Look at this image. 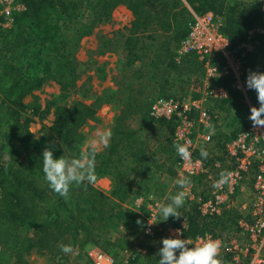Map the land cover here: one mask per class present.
Masks as SVG:
<instances>
[{
  "label": "trees",
  "instance_id": "trees-1",
  "mask_svg": "<svg viewBox=\"0 0 264 264\" xmlns=\"http://www.w3.org/2000/svg\"><path fill=\"white\" fill-rule=\"evenodd\" d=\"M19 3L23 8L12 13L10 28L0 26V116H3L0 117V264H28L26 256L33 249L57 257L63 245L74 247L78 235L91 233L96 224H101L102 229L114 228L116 238H120L119 232L129 231L139 241L136 246L131 242L118 244L109 236L107 243L99 244L104 238L91 234L81 246H84L83 251L95 245L107 252L115 264L121 263L125 254L113 256L114 251L105 249L113 246L130 254V264H158L157 254L162 247L158 242L169 236L163 233H159L156 239L144 236L145 210L134 213L125 206L121 208L114 198L125 201L135 180L141 178V185L148 194L158 198L167 195L162 188L159 191L156 184L150 183L152 179L145 177L154 170V176L162 174L164 179H178L177 154L172 141L175 122L153 120L149 117L151 103L142 104L131 98L116 119L109 149L88 153V156L95 155L94 180L72 185L69 198L65 200L51 191L43 179L42 153L45 148H51L56 158L62 155L69 159L82 157L83 151L78 144L82 140L80 129L96 119V109L81 102L70 106L57 104L55 98L47 101L41 110L39 97L33 92L53 80L61 89L63 99L59 100L69 96V88L77 78V63L69 49L74 45L73 39L78 40L87 32L84 28L90 26L78 18V10L85 11L89 21L96 24L108 20L116 6L124 5L134 16V21L131 35L125 42L123 66L129 68L142 59V55L137 56L134 51L138 39L136 33L160 31L165 39L156 49L155 69L161 74V98L198 99L205 76L204 62L195 55L177 62L170 49L172 44L178 45L186 36L188 23L193 18L190 9L197 15L212 13L215 19H219V30L232 49L246 41L247 33L253 27L264 24L261 5L257 0H19ZM256 39L260 40L256 52L244 58L242 73L245 76L249 70L264 71V38ZM208 60L216 68L209 85L222 87L228 93L227 98L207 103L212 118L213 144L205 149L209 155L203 161L213 163L214 160L223 162L225 144L249 127L245 120L246 105H240L241 112L230 110L240 94L233 88V75L224 73L225 58L214 54ZM178 84L182 94L168 93ZM253 92L250 99L258 106ZM27 96L32 100L24 103ZM51 108V126L46 133L35 137L28 125L31 119L24 114L32 116L40 111L45 117ZM223 112L225 118L214 117ZM136 114L140 116V124L139 129L133 131L124 126V122ZM221 119L228 121L225 123L227 131L219 126ZM153 153L158 156L154 158ZM132 171L133 177L129 178ZM104 176H111L116 182L111 197L94 186L95 181ZM194 180L201 182V179ZM175 188L179 190L177 186ZM178 211L179 217H170L167 222H161V217L160 226L162 229L180 227L185 218L182 239L205 233L214 236L229 234L237 230L241 217L231 209L220 216L204 218L197 205L190 202ZM138 220L141 224H137ZM110 234V231L106 232L107 236ZM225 258L228 256L221 260Z\"/></svg>",
  "mask_w": 264,
  "mask_h": 264
},
{
  "label": "built area",
  "instance_id": "built-area-1",
  "mask_svg": "<svg viewBox=\"0 0 264 264\" xmlns=\"http://www.w3.org/2000/svg\"><path fill=\"white\" fill-rule=\"evenodd\" d=\"M257 1L264 14V0ZM218 20L212 13L193 15L188 23L186 36L173 50L177 62L189 55H195L199 61L204 62L205 76L201 97L156 99L150 106L149 117L155 121L163 119L174 121L172 141L180 144L188 142L192 158L186 162L177 155V178H182L181 174L190 178L191 185L187 188L185 203H195L202 217L220 216L224 211L233 209L237 203L240 186L252 172L254 173L252 176L254 195L249 202L250 221L238 219L237 230L232 236H214L210 233L204 235L221 241L219 258L228 256L222 259V264H264V127H253L247 118L248 114L245 120L249 128L225 144L223 162L214 160L213 163L204 161L197 163L201 160L197 156L200 150L207 149L213 144L210 132L212 118L207 103L228 97L224 88L209 85L216 68L208 59L214 54L223 55L226 60L224 73L233 75V88L239 94L245 95L249 91L244 88L246 79L242 73L244 58L256 52L260 41L256 38H264V24L258 25L247 33L245 42L230 49L228 39L219 30ZM254 167L256 170H253ZM221 172H231L233 175L219 187H213L220 180ZM194 179L202 180L204 193L196 190L197 182ZM151 197L154 195L149 194L136 200V207L144 209L146 214L147 224L143 235L156 239L159 233L170 236L177 230L182 232L186 228L185 218L181 221L180 227L169 226L162 229L157 204L163 201ZM85 255L91 264H115L108 253L94 246L87 248ZM129 257L126 256L118 264H130Z\"/></svg>",
  "mask_w": 264,
  "mask_h": 264
},
{
  "label": "rangeland",
  "instance_id": "rangeland-1",
  "mask_svg": "<svg viewBox=\"0 0 264 264\" xmlns=\"http://www.w3.org/2000/svg\"><path fill=\"white\" fill-rule=\"evenodd\" d=\"M22 8L23 5L19 3V0H0V18L2 19L0 26L3 28H10L12 23V13ZM190 11L192 15H197L191 9ZM77 16L81 21L90 26L89 28H84V31L87 30V32L78 40L73 39L74 45L69 49L74 53V60L77 63V78L74 81V85L69 88V96L64 100H59V98L63 99L61 96V89L53 80H48L40 89L35 90L33 94L39 97L41 110H43L47 101L49 102L56 99L57 104L64 103L65 106H70L75 102H81L95 107L96 119L88 121L80 129L82 140H80V143L78 144H80V149L83 151L82 156H88V153L92 151V148L88 143L89 138L95 136L97 129H111L113 135L116 119L119 117L121 109L124 108V105L130 101L131 98L139 100L142 104H152L156 99H161V89L159 86L161 74L156 71L155 64L157 60L156 49L160 43L164 41L165 35L160 31L153 32L151 30L136 33L135 36L138 39L134 51L137 56L142 55V59L134 62L131 67L125 68L123 66L126 55L124 48L126 39L131 35L132 23L134 21L132 13L124 5H118L111 11L108 20L96 24L93 23V20L92 23L89 21V18L86 17L87 13L83 10H78ZM91 24L93 25L92 27ZM81 31H83V28ZM70 36L72 38L74 37L73 35ZM174 46L175 45L172 44L170 49L174 50ZM261 63H263L262 59ZM178 88L179 84L174 88H170L168 93L179 94L180 91ZM250 93L251 92L249 91L248 93H245V95L240 94L239 99L234 104L235 106H232V109H230L231 112L234 110L235 112H241L242 106L240 105H246V108L248 109L247 114H249V107L255 106V103L250 99ZM254 93L255 92L252 93L253 96ZM180 94H182V91ZM31 100L32 98L27 96L23 101L24 103H27ZM236 108L239 109L236 110ZM3 112H5V110ZM4 114H6V112ZM24 115H27L28 118L31 119L28 124L30 131L35 137H40L47 132L48 127L52 124L53 108H51L50 113L45 117H42L40 111L37 115ZM25 116L22 120H24ZM217 116L218 118L223 119L226 115L223 112L218 115L216 113V117ZM222 119L219 121L220 124L228 122L227 120L224 122ZM139 124V114L128 117L124 122V126L133 131L139 129ZM7 125L9 127V124ZM225 128L228 130L226 126ZM110 144L111 139L107 147L98 146L97 151L101 152L108 150ZM157 156V153H153L154 158ZM125 164L126 163H123V166H125ZM133 174V171L130 172L129 178H132ZM148 176L145 178L152 179L150 180V183L156 184L159 191L160 188H162L163 191H166L165 193L167 194V197L169 195H174L177 192L175 188L176 185L173 183L176 178L164 179L165 176L162 174H155L154 176V170H150ZM142 179L143 178L138 179L137 181L135 180L134 186H132V191L128 194L125 201L121 202L117 200L118 198H114L115 202L120 203L121 208L122 206H125V209L131 210L134 213L142 212V209L140 210L136 207V200L139 197L144 198L149 195L146 192L147 189L141 185ZM201 182L196 183V190L204 193V185ZM115 183L113 177L104 176L97 179L94 186L111 197V192L114 190ZM238 194V201L242 200L244 202L252 201L254 195L250 190L249 193L239 192ZM114 230V228L102 229L101 224H96V228H94L91 233L86 232L78 235V238L76 239L77 242L75 241L76 244L73 242L74 247H72V253L65 254L60 250L56 257L52 256L50 253H41L36 249H33L26 256V259L28 264H91L85 255V251L82 249L84 246L81 247L83 244H86V241L91 234H97L104 238L99 244L107 243L106 239L111 236V238H115L112 241H116L118 244L122 242H131L134 246L137 245L136 243L139 239H135L129 231L120 230L122 231L119 232L120 238H116L117 234ZM107 231L111 232L108 236L106 235ZM140 238L142 239V237ZM160 241L158 243H160ZM97 248L100 250L99 247ZM105 249L108 251H114L113 254L112 252H109L113 256L124 255L123 249L121 248L115 249L113 246H106ZM125 255L127 257L130 256L128 253Z\"/></svg>",
  "mask_w": 264,
  "mask_h": 264
},
{
  "label": "clouds",
  "instance_id": "clouds-1",
  "mask_svg": "<svg viewBox=\"0 0 264 264\" xmlns=\"http://www.w3.org/2000/svg\"><path fill=\"white\" fill-rule=\"evenodd\" d=\"M244 88L256 93L258 104V106L249 107L248 120L251 121L253 127H264V71L249 70ZM111 137V129H97L95 136L89 138L88 141L92 152L95 153L98 146L107 147ZM173 147L182 161L191 160L192 152L187 141L183 144L174 143ZM208 155L207 150L202 148L199 152L202 159L197 163H202ZM41 158L43 179L48 188L65 200L69 198L72 185L91 182L95 178L94 154L71 159L65 158L63 155L56 158L51 148H45ZM232 175L231 172H221L220 180L213 187H219ZM181 176L182 178L173 181L179 190L174 195H169L166 203L157 204L159 216L162 217L161 222H167L170 217L178 218L180 215L178 210L185 204L187 188L191 185V180L188 176H183V174ZM151 198L155 199V197ZM137 224H141V221L138 220ZM182 235L183 232L177 230L174 235L161 239L162 247L159 248L157 254L158 264H222V260L219 258L222 246L219 239H213L206 234L189 240L180 238ZM61 251L69 254L73 252V249L70 245H63Z\"/></svg>",
  "mask_w": 264,
  "mask_h": 264
},
{
  "label": "crops",
  "instance_id": "crops-1",
  "mask_svg": "<svg viewBox=\"0 0 264 264\" xmlns=\"http://www.w3.org/2000/svg\"><path fill=\"white\" fill-rule=\"evenodd\" d=\"M248 115V114H247ZM246 115V116H247ZM246 118V117H245ZM220 124V123H219ZM225 123H221L219 126L221 127V129H223L224 131H227L226 130V128H225ZM223 157H224V155H223ZM223 160H224V158H223ZM253 172L251 173V175L249 176V177H247L244 181H243V183H242V185L240 186V190H239V192H241V193H249V190L251 191V193H254V190H253ZM238 192V193H239ZM239 195V194H238ZM156 198H158L157 196H156ZM253 198V197H252ZM159 199H161L164 203H166V199H167V196H163L162 198H159ZM250 204L251 203H249V202H244V201H242V200H240V201H238V196H237V203L235 204V206H234V208H233V210H235V211H237L238 212V214L241 216L240 218H243V219H245V220H247V221H250V219H251V216H250ZM235 233V231L233 230L232 232H230L229 234H223V235H225V236H229V235H231L232 236V234H234ZM210 234H212V233H210ZM165 235H167V236H169L168 234H165Z\"/></svg>",
  "mask_w": 264,
  "mask_h": 264
}]
</instances>
